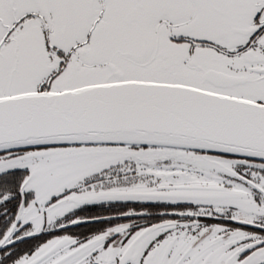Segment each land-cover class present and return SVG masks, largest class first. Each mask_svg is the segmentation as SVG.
I'll return each instance as SVG.
<instances>
[{"label": "snow or ice", "instance_id": "snow-or-ice-1", "mask_svg": "<svg viewBox=\"0 0 264 264\" xmlns=\"http://www.w3.org/2000/svg\"><path fill=\"white\" fill-rule=\"evenodd\" d=\"M0 264H264V0H0Z\"/></svg>", "mask_w": 264, "mask_h": 264}]
</instances>
